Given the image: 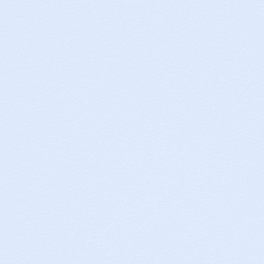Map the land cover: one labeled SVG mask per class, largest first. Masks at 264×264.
I'll list each match as a JSON object with an SVG mask.
<instances>
[{
  "label": "snow or ice",
  "instance_id": "6c2138e0",
  "mask_svg": "<svg viewBox=\"0 0 264 264\" xmlns=\"http://www.w3.org/2000/svg\"><path fill=\"white\" fill-rule=\"evenodd\" d=\"M0 264H264V0H0Z\"/></svg>",
  "mask_w": 264,
  "mask_h": 264
}]
</instances>
